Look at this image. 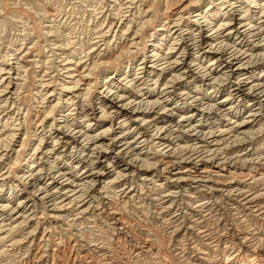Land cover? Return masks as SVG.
Masks as SVG:
<instances>
[{
  "label": "bare ground",
  "instance_id": "obj_1",
  "mask_svg": "<svg viewBox=\"0 0 264 264\" xmlns=\"http://www.w3.org/2000/svg\"><path fill=\"white\" fill-rule=\"evenodd\" d=\"M108 2L0 62V264H264V0Z\"/></svg>",
  "mask_w": 264,
  "mask_h": 264
},
{
  "label": "rangeland",
  "instance_id": "obj_2",
  "mask_svg": "<svg viewBox=\"0 0 264 264\" xmlns=\"http://www.w3.org/2000/svg\"><path fill=\"white\" fill-rule=\"evenodd\" d=\"M105 1L107 2L108 0H104V2ZM109 1L110 2H108V3H110V4H108V5H110V6H115L116 5L115 2L117 1L116 2L117 6H115L117 10L115 11V14H118V12H119L118 10L120 9V5L122 6V9L124 10L125 14L130 10V9H128L129 7L132 8L131 9L133 11L132 14L137 13V11H136L137 9L135 6L139 3V0L134 1L135 6L129 5V2H133V0H128V1L127 0H114V1L109 0ZM111 1H113V2H111ZM125 1H127V2H125ZM147 1L150 2V0H147ZM97 2L99 3L100 0H86V1L85 0H45V1L44 0H0V62L3 61L4 64H7V65L12 63L10 68H13L14 71H16L15 69H17L18 63L30 64L29 66H26L27 71H29L28 72V75H29L28 80L29 81H27V84L23 87V89H21L23 92L21 94L22 96H20L21 99H23L24 97H27V100H26L27 104H29V103L31 104V102H33V100H31V97H33V98L35 97L34 99H36V92L37 91H34V90H36V87H37L36 85L39 84L38 80L41 78L40 76L44 75V73H45L44 68L47 66V64L49 62H52V64H51L52 67H53V65H57V64L59 65L60 60H59V58L57 60V57H59V55L62 53L59 50V48L63 44V40H64L63 36L64 35H71L70 37H73V38L75 37L74 41L77 40L76 41V43L78 45L77 47H80L82 45L80 47L81 50H84L85 52H89V50H91V48H92V46H91V43H93L92 39L94 37H96L95 33L97 31H99L101 29V27L106 29V26H107V28L110 27L111 25L115 26V23H116V25H118V22H117L118 20H116L113 16L106 17L107 20L103 19L102 16H99L96 18V15L100 11L99 10L96 13L94 12L95 6L97 8H100V6L98 5ZM171 2H172V0H171ZM5 4L7 6H3ZM42 4H44V5H42ZM126 4H128V5H126ZM123 5L127 11H125V9L123 8ZM169 5H171V3L167 4L165 1L164 5H163V9H165V8L170 9V8H167ZM45 6H47V7H45ZM115 7H114V9H115ZM126 7H128V8H126ZM46 8H48V9H46ZM102 8H104V6H102ZM105 9L110 10L111 8L107 7ZM166 9H165V12L168 11ZM171 9H173V8H171ZM104 11H106V10H104ZM50 14L52 15V17ZM51 18H52V20H51ZM112 20H115V21L112 22ZM138 22H139V20H138ZM104 23H105V25H104ZM111 23H113V24H111ZM97 24H98V26H97ZM49 25H50V27H49ZM137 26H138V24L134 25L133 30H134V28L135 29L138 28ZM57 29L59 31H57ZM133 30L131 29V32L129 33V36L127 39L132 38V31ZM52 31H56V33L54 34ZM58 34H60L61 36ZM109 36L111 37L110 34H109ZM111 39L113 40V36L110 38V41H112ZM86 46L88 47V49L86 48ZM36 49H37V53H36ZM27 52H30V53H27ZM6 54H7V56H6ZM8 55L10 56V58ZM12 55H13V58L11 57ZM10 61H12V62L10 63ZM36 61L39 65L36 63ZM41 61H42V63H40ZM36 64L38 66H36ZM21 66H23V65L21 64ZM51 66H49V67H51ZM37 70H39V71H37ZM53 71L54 70L48 71V73L53 72ZM54 73H53V76L55 75ZM35 75H37V76H35ZM25 76H26V73H23V77H25ZM36 78H37V80H36ZM28 93H30V94H28ZM7 262H9L10 264H18V261H16V259L14 257L10 258V260H7Z\"/></svg>",
  "mask_w": 264,
  "mask_h": 264
}]
</instances>
